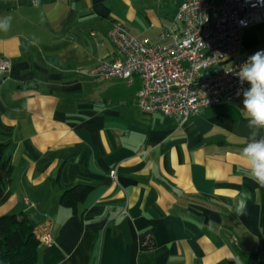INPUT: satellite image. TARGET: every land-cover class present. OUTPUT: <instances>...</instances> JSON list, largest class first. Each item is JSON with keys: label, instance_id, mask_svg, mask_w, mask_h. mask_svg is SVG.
<instances>
[{"label": "crops", "instance_id": "obj_1", "mask_svg": "<svg viewBox=\"0 0 264 264\" xmlns=\"http://www.w3.org/2000/svg\"><path fill=\"white\" fill-rule=\"evenodd\" d=\"M184 0H0V143L12 164L0 217L25 214L39 242L37 264H246L264 250L261 194L245 182L242 101H223L181 120L145 114L137 75L95 81L84 73L120 54L114 21L136 39L160 40ZM264 51V22L251 27L237 57ZM114 172V175H111ZM90 186L74 209L68 186ZM247 193L244 215L234 211ZM149 234L152 250H140Z\"/></svg>", "mask_w": 264, "mask_h": 264}, {"label": "built area", "instance_id": "obj_2", "mask_svg": "<svg viewBox=\"0 0 264 264\" xmlns=\"http://www.w3.org/2000/svg\"><path fill=\"white\" fill-rule=\"evenodd\" d=\"M262 22L264 0H184L157 43L136 39L122 22L114 21L108 36L120 58L100 61L82 74L98 82L122 79L127 84L137 75L141 112L185 120L220 102L243 100V90L250 85L241 84L237 73L248 58L237 57L208 77L202 72L236 55L248 30ZM9 68V61L0 58V75ZM38 240L46 246L53 243L50 232ZM142 245L153 249L149 234H144Z\"/></svg>", "mask_w": 264, "mask_h": 264}, {"label": "trees", "instance_id": "obj_3", "mask_svg": "<svg viewBox=\"0 0 264 264\" xmlns=\"http://www.w3.org/2000/svg\"><path fill=\"white\" fill-rule=\"evenodd\" d=\"M6 144L0 143V199L7 190L12 175L10 156L6 154ZM245 182L261 194L259 226L264 235V186L255 183L251 178ZM90 186H68L60 197L61 205L75 208L91 192ZM144 234L140 235V250L148 251L142 245ZM39 240L33 226L25 214H9L0 217V264H37ZM246 264H264L256 254L247 257Z\"/></svg>", "mask_w": 264, "mask_h": 264}, {"label": "clouds", "instance_id": "obj_4", "mask_svg": "<svg viewBox=\"0 0 264 264\" xmlns=\"http://www.w3.org/2000/svg\"><path fill=\"white\" fill-rule=\"evenodd\" d=\"M11 17L0 20V30L7 31ZM241 84L250 87L243 90V110L246 113L248 142L239 153V160L249 169L251 179L264 186V51H257L241 65L237 73ZM247 193H241L234 211L244 215L247 208Z\"/></svg>", "mask_w": 264, "mask_h": 264}, {"label": "rangeland", "instance_id": "obj_5", "mask_svg": "<svg viewBox=\"0 0 264 264\" xmlns=\"http://www.w3.org/2000/svg\"><path fill=\"white\" fill-rule=\"evenodd\" d=\"M260 259H262L264 261V250L261 252V254H259Z\"/></svg>", "mask_w": 264, "mask_h": 264}]
</instances>
